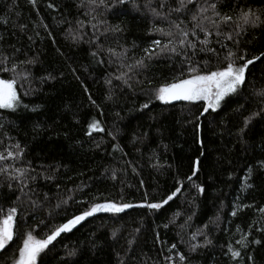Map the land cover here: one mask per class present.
I'll use <instances>...</instances> for the list:
<instances>
[{
    "label": "trees",
    "instance_id": "obj_1",
    "mask_svg": "<svg viewBox=\"0 0 264 264\" xmlns=\"http://www.w3.org/2000/svg\"><path fill=\"white\" fill-rule=\"evenodd\" d=\"M227 2L232 9L230 14L234 15L249 4L260 7L259 0ZM79 3L80 0H36L34 7L28 0H0V37H3L0 52L15 55L18 60L35 57L36 63L21 66V71H30L34 78L32 86L37 89L25 96L18 83L22 104H28L29 108L20 107L15 112L0 109V125H3L0 153L7 155L6 150L16 151L12 147L16 143L25 148L22 159L0 161V166L11 163L25 167L30 162L40 172L44 171L42 165H60L53 180L39 177L32 184L35 189L32 199L37 200L38 207H33L27 198L15 200L19 193L10 192L4 177L0 176V183L5 184L0 188V209L5 214L10 207L18 209L13 224L15 235L6 250L0 252V264H11L30 231L36 238H46L55 227L93 202L111 200L139 205L144 202L145 194L147 202H159L180 186L177 180L182 182L181 192L162 208L133 207L118 214L97 213L72 232L62 233L53 242L54 247L50 245V250L41 254L37 264H65V261L68 264H119L121 260L124 264H168L165 257L169 255L174 264H180L176 256L178 251L189 257L190 264H247V253H242L245 258L237 261H232L225 253L229 243L239 248L235 241L243 232L250 231L249 224L254 228L264 227V214L258 211L264 206V172L256 175L254 187L241 190L246 166L255 167L264 156V145L260 143L264 138V121L255 117L251 131L243 138L237 135L243 118L264 107L254 94L264 89V58L250 66L247 82L239 94L226 97L220 108L201 116L203 100L166 104L141 91V87L156 88L180 75L178 70L169 67L166 58L150 62L147 71L135 76L134 81H144L135 89L121 90L120 82L114 79L112 85L107 84L110 75H118V69H126L106 53L96 58L91 56L95 45L86 41L94 30L88 23L90 17L83 14L85 10L77 7ZM48 4L53 7L49 8ZM105 18L110 25H120L123 31L101 37V43L105 49L112 47L117 52L127 49L125 63L140 58L153 39H160L150 32L151 18L135 10L131 3L127 7L118 6L115 12H106ZM77 19L85 21L83 31L86 35L82 41L74 43L66 38V30L69 22L75 28ZM20 25L25 27L21 29ZM240 41L238 49L229 41L224 43L238 53L243 50L248 58L258 56L264 52V26L248 29ZM215 47L219 49V45ZM14 48H19L20 53L14 54ZM205 58L200 54L195 59ZM218 66H224L222 57L213 58L206 68L198 65L205 72ZM49 73L56 79L44 83L35 79ZM10 76V73H0V78ZM146 77L151 79V84ZM27 86L25 83L24 87ZM149 100V107L140 110ZM240 105L245 106L242 112H235ZM94 119L104 131L86 135L87 125ZM108 132L115 134L117 139L113 140ZM134 136L137 137L135 142ZM117 143L123 153L113 151L112 145ZM197 158L199 171L192 182H188ZM112 170H116V179L112 178ZM193 183L202 184L205 192L198 194ZM77 186L82 191H69ZM44 193L48 194L47 200ZM68 197L72 199L67 204L55 207ZM81 199L86 203L77 202ZM234 203L251 207L232 216ZM177 212L180 215L174 217L175 223H169ZM189 215H192L190 225L181 230L178 226ZM217 215L219 226L210 224L208 228L212 244L189 253L187 242L191 232ZM238 226L240 231H237ZM254 228L249 239H260L262 243L251 246L247 252L255 256L256 264H264V232H255ZM113 231L117 232L115 237ZM129 240L134 241L130 250ZM193 242L202 243V237L198 236ZM173 243L177 248L169 251ZM72 248L79 251L76 257L69 258L66 251Z\"/></svg>",
    "mask_w": 264,
    "mask_h": 264
},
{
    "label": "snow or ice",
    "instance_id": "obj_2",
    "mask_svg": "<svg viewBox=\"0 0 264 264\" xmlns=\"http://www.w3.org/2000/svg\"><path fill=\"white\" fill-rule=\"evenodd\" d=\"M34 7L36 0H28ZM131 3L132 7L137 11L145 12L151 19L152 27L150 32L156 33L160 39H153L151 43L143 49V55L135 59L132 63H125L127 59V49L121 48L119 52L115 48H104L101 43V37H107L108 34H119L123 31L120 25H110L105 18L106 12H115L118 6L127 7ZM260 7L254 8L249 4L246 8H242L238 13L230 14L232 12L227 0H143V3H139V0H80L77 5L78 8H83L84 15L90 17L89 26L94 30L92 35L86 41L90 45H95V50L90 54L96 58L102 53H106L110 58H115L119 62L120 67L126 69L121 71L118 69V75H110L106 80V83L112 85L113 79L120 82L123 88L135 89L136 85H143L144 81L133 80L135 76L140 75L141 71H147L151 67V63L154 60L160 58H166L170 63L171 69L178 70L180 75L173 77L172 82H164L159 87L144 89L141 87V91L149 97H155L164 103H171L173 101H200L203 100L204 106L201 112V116L209 112V110L216 111L221 107V102L225 101L226 97H230L233 94H239L242 86L247 82V74L250 71V66H253L256 62H259L264 58V52H261L258 56L254 55L248 58L246 52L241 50L240 53L229 48L224 41H229L237 49L240 45V37L244 35L248 29H258L264 26V0H259ZM49 8H52V4H48ZM228 11H224V9ZM95 13V15H93ZM95 21V22H91ZM160 21V24L155 23ZM70 26L66 30L67 37L71 38L74 43L80 42L84 39L86 33L83 31L85 28V21L77 19L76 27ZM21 29L25 25H20ZM46 27V26H45ZM99 33V35H97ZM39 35V33H36ZM222 38V39H221ZM31 39V37H29ZM0 41H3V37H0ZM219 45V49L215 47ZM14 54L20 53L19 48L13 49ZM59 51V50H58ZM203 54L205 59L196 60L195 58ZM25 56L27 54L25 53ZM223 58L224 66H218L215 70L202 71L198 65L203 64L206 68L208 63L213 58ZM111 62V59L110 61ZM178 62V63H177ZM36 63V58H26L25 60H18L15 55L9 56L0 52V73L11 74L10 78H0V109L12 110L15 112L18 108L23 107L28 109V104H22L21 96L18 94L17 85L19 83L20 88L23 91V95H32L37 89L32 86L33 77L29 70L21 71V66L32 65ZM98 63H103V60H98ZM9 65H11L9 67ZM187 73V75H185ZM41 83L47 80L56 79L51 73L46 76L38 77ZM148 84H151V79L147 78ZM27 83V87H24ZM87 92V88H85ZM264 104V89H260L254 93ZM111 99V96L108 97ZM89 100L92 101L91 96ZM226 102V101H225ZM149 102H145L141 105L140 110L147 109ZM244 105H240L234 111L237 113L242 112ZM35 110V109H33ZM259 116L264 121V107H261L258 111L252 112L249 116H245L242 121V126L237 129V135L243 138L249 131H251V125L254 118ZM199 119V117L197 118ZM3 125H0L2 128ZM39 127V126H37ZM197 124V128H199ZM88 131L86 135H91L92 131H104L98 120H92L87 125ZM108 135L116 140L117 137L112 132H108ZM137 137H133V142ZM202 143V141H201ZM261 145H264V138L261 139ZM16 151L6 150L7 155L0 153V161H8L10 159L20 160L23 158L25 148L21 147L19 143L12 146ZM114 152L123 153V149L119 144H113ZM264 151V149H262ZM203 155V153H201ZM199 158L193 162L192 174L187 177L188 182H192V177L197 175L199 171ZM131 166V165H130ZM44 171L38 172L31 166V163L25 167H16L11 163H5L0 166V176L4 177L6 186L10 192H17L15 200H21L27 198L33 207H38L37 200L32 199L35 195V189L32 184L39 177H43L46 180H53L55 178L54 173L60 167V165L41 166ZM135 172V168L132 169ZM107 169L105 172L107 173ZM259 172H264V156H261L257 161L255 167L251 165L246 166L245 176L241 181V190L250 189L254 187V181L256 175ZM35 173V174H33ZM52 173V174H48ZM231 176V174H230ZM112 178H117L116 170H112ZM177 186L174 191L163 198L159 202H147V194H145L144 202L139 205H133L132 203L114 202L106 200L103 203L93 202L84 211L78 215H74L67 219L66 222L58 225L46 235V238L37 239L32 232L26 234V238L22 242V246L18 250V257L14 259L13 264H37L38 258L41 257L45 250H50L49 246L54 244L53 242L61 236L62 233H70L85 222L89 217H93L97 213H112L118 214L124 212L126 209L133 207H147L148 209L156 210L162 208L164 205L172 201L182 190V182L177 180ZM5 186L4 183H0V188ZM143 186V181H141ZM198 194L205 192V187L202 184L193 183L192 185ZM59 189V184H57ZM70 192L82 191L77 186L75 189H70ZM45 200L48 199V194L44 193ZM72 197L61 199L55 206L57 209L62 204H67ZM78 203H86L81 199ZM15 204V201H13ZM251 207V205H244L241 203H234L230 215L236 216L239 211L244 208ZM261 214H264V206L258 208ZM18 209L13 206L8 208L7 213L0 209V252L6 250L10 242L13 241L14 231V217L17 215ZM180 215L179 212L174 213L173 219L169 223H175V216ZM192 215H195L193 212ZM192 215L187 216L185 222L178 227L181 230H186L192 220ZM219 215L214 219L210 218L208 223L202 227L197 228L190 234V239L187 242L189 253H196L199 249L207 247L212 244V240L209 238L208 228L210 224H217ZM219 225L217 224V227ZM165 228L168 224L164 225ZM250 231H245L238 240L235 241L239 248L233 247L231 243L227 245V252L232 261L244 259L246 254L247 264H256L255 256L247 250L254 245H260L262 241L260 239H249L251 230L254 225L249 224ZM136 231H139L137 229ZM237 231H240L239 226ZM255 232H264V227H255ZM117 235L116 231L112 232V236ZM202 237V243L193 242L197 237ZM183 243L184 241L181 240ZM129 250L134 244L133 240L128 241ZM67 249V246L65 245ZM177 248V244L170 245L169 251ZM78 249L72 248L66 251V256L76 257ZM176 256L179 258L180 264H190L189 257L181 252H176ZM168 264H174L173 257L171 255L165 257ZM65 264H68L65 261ZM119 264H124L123 260Z\"/></svg>",
    "mask_w": 264,
    "mask_h": 264
},
{
    "label": "rangeland",
    "instance_id": "obj_3",
    "mask_svg": "<svg viewBox=\"0 0 264 264\" xmlns=\"http://www.w3.org/2000/svg\"><path fill=\"white\" fill-rule=\"evenodd\" d=\"M26 238V236L24 237V239ZM23 239V240H24ZM37 239H39V238H37ZM23 242V241H22ZM22 246V243H21V245H20V247ZM19 247V248H20ZM19 250V249H18ZM18 250H17V252H16V256L14 257V259H16L17 257H18ZM14 259L12 260V262H11V264H13V261H14Z\"/></svg>",
    "mask_w": 264,
    "mask_h": 264
},
{
    "label": "water",
    "instance_id": "obj_4",
    "mask_svg": "<svg viewBox=\"0 0 264 264\" xmlns=\"http://www.w3.org/2000/svg\"><path fill=\"white\" fill-rule=\"evenodd\" d=\"M181 101H183V100H181ZM181 101H173V102H171V104L179 103Z\"/></svg>",
    "mask_w": 264,
    "mask_h": 264
}]
</instances>
